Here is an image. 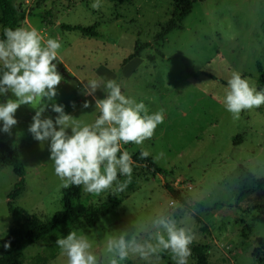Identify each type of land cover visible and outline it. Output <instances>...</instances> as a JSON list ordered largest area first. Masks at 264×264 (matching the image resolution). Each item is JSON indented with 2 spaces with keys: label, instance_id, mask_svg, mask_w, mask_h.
Segmentation results:
<instances>
[{
  "label": "rangeland",
  "instance_id": "1",
  "mask_svg": "<svg viewBox=\"0 0 264 264\" xmlns=\"http://www.w3.org/2000/svg\"><path fill=\"white\" fill-rule=\"evenodd\" d=\"M13 1L22 8L21 27H35L45 41L61 42L54 63L63 77L53 100L37 98L31 105H21L10 133L0 130V142L19 149L26 170L25 188L12 201L15 206L44 220L63 209L64 188L50 160V141H37L29 132L39 107L47 105L42 118L55 121L58 114L51 105L61 104L75 120L92 123L99 114L95 99H103L106 93L101 87L88 95L85 85L90 79L103 78L115 79L124 95L143 101L150 113L164 109L165 114L151 139L142 146L122 145V150L127 149L133 158L143 147L166 173L157 174L133 160L131 183L123 191H117L115 183L99 195L83 189L78 204L100 206L114 199L120 204L95 227L74 221L59 233L26 246L25 264H67V256L55 242L71 231L88 240L97 264L100 260L110 264L114 257L106 252L108 238L126 234V239L135 235L139 243H155V234L164 230L152 222L160 217L174 220L193 237L188 264H196L198 247L208 254L209 264H264V245L259 242L264 240V211L254 208L264 203V188L245 196L241 193L242 188L255 186L250 174L264 178V105L242 111L239 120H233L223 107L233 71L260 88L264 0H194L184 29L163 40H156V35L173 18L176 0L122 4L101 0L98 10L91 8L94 0ZM63 25L92 27L100 36L63 29ZM1 30L0 22V34ZM138 41L150 46L124 65ZM8 99L16 98L10 91L0 94V104ZM85 101L90 107L83 108ZM66 131L71 134V129ZM126 179L118 175V181ZM185 181L192 188L180 190L182 203L171 196L167 185ZM18 182L12 167L0 161V248L16 226L8 195ZM258 247L261 252L255 257ZM115 259L117 264H175L170 250L146 259L132 253L124 260Z\"/></svg>",
  "mask_w": 264,
  "mask_h": 264
},
{
  "label": "clouds",
  "instance_id": "2",
  "mask_svg": "<svg viewBox=\"0 0 264 264\" xmlns=\"http://www.w3.org/2000/svg\"><path fill=\"white\" fill-rule=\"evenodd\" d=\"M101 6V0L91 4V8L97 10ZM3 37L0 39V65L4 69L0 76V94L10 91L16 99L0 104V121L3 122L0 130L10 133L17 124L14 114L21 105H31L37 98L51 101L56 97L63 77L54 61L58 60L62 44L54 38L45 41L35 27H4ZM101 87L106 95L103 99H95L99 114L92 123L75 120L65 113L61 104L51 105V110L58 114L55 121L42 118L47 105L39 107L32 118L29 132L37 141H50V160L64 189L82 186L85 192L99 195L115 183L116 190L123 191L131 183L134 161L127 149L122 150V145L142 146L164 122V109L150 113L143 101L138 103L124 95L115 79L93 78L85 85L88 95ZM261 105H264V90H257L240 72L233 71L223 97V107L232 119L239 120L242 111ZM88 107L90 104L85 101L83 108ZM67 129H71V134ZM149 155L148 150L140 148L141 159ZM118 175L127 179L118 181ZM152 223L164 230L155 234V243H139L135 235L126 239V234L108 238L106 252L114 257L110 264H117L115 257L124 260L132 253L146 259L162 250H170L175 264H188L189 245L193 241L188 231L164 217ZM55 243L61 254L67 256V264H97L96 256L89 251L91 244L84 237H78L75 231L58 237ZM4 247L9 248L10 243Z\"/></svg>",
  "mask_w": 264,
  "mask_h": 264
},
{
  "label": "trees",
  "instance_id": "3",
  "mask_svg": "<svg viewBox=\"0 0 264 264\" xmlns=\"http://www.w3.org/2000/svg\"><path fill=\"white\" fill-rule=\"evenodd\" d=\"M116 3H124L127 0H110ZM194 0H176L173 18L162 27L161 31L156 35V40H163L170 33L183 30L184 20L192 12L194 7ZM22 12V8H18L13 0H0V22L2 24V30L0 39H3V28L10 27L15 29L21 27L19 13ZM24 18V15H23ZM63 29L67 30H79L84 35L99 37L100 34L92 27H86L83 25H63ZM150 46L149 43L142 44L137 42L135 50L124 60V65L128 64L132 60L142 56L143 51ZM4 69L0 65V76H2ZM193 75L202 74V72L191 73ZM264 90V70L260 71V88ZM133 160L136 163L144 164L157 174L166 173V169L158 165L152 156L146 159L140 158V152L133 156ZM0 161L3 166L12 167L14 173L19 177V182L15 185L14 189L8 195L9 211L12 215L15 227L11 229L6 236V243H10L9 248H0V264H25V247L30 244H35L47 236H52L61 231V229L74 221L83 220L89 227H95L102 216L108 215L111 210L120 204L119 201L114 199L112 204L104 203L100 206L90 205L88 207L77 203V199L83 192V187L72 186L63 191V209L55 213L50 219H41L35 214H31L25 208L15 206L13 200L17 199L25 188V165L21 159L20 151L17 148L12 147L8 142H0ZM250 177L254 180L255 186L252 188H242V195H247L254 192L256 189L264 188V178H255L250 174ZM167 190L171 196L185 202L181 191L176 190L173 186L167 185ZM256 209L264 211V203H259L254 206ZM246 227H244L245 230ZM244 232V231H243ZM259 242L264 245V240L260 239ZM261 252V248H257L254 252V256L257 257ZM196 264H209L208 254L203 247L196 248ZM98 264H103L102 260Z\"/></svg>",
  "mask_w": 264,
  "mask_h": 264
},
{
  "label": "built area",
  "instance_id": "4",
  "mask_svg": "<svg viewBox=\"0 0 264 264\" xmlns=\"http://www.w3.org/2000/svg\"><path fill=\"white\" fill-rule=\"evenodd\" d=\"M176 190H186L189 188H192V185L190 182H186L185 183H181V185L179 183H175L174 185H172Z\"/></svg>",
  "mask_w": 264,
  "mask_h": 264
}]
</instances>
